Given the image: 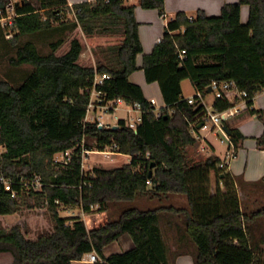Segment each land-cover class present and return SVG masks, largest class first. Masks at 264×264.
I'll use <instances>...</instances> for the list:
<instances>
[{
    "label": "trees",
    "instance_id": "obj_1",
    "mask_svg": "<svg viewBox=\"0 0 264 264\" xmlns=\"http://www.w3.org/2000/svg\"><path fill=\"white\" fill-rule=\"evenodd\" d=\"M11 1L0 0V22L7 17ZM245 5L250 13L243 24ZM139 7L165 15V0H139ZM136 9L122 0L85 1L72 7L68 0L16 1L13 26L8 28L13 45L25 35L51 28L54 22L65 25L69 13L74 14L75 27L84 28L87 41L94 34L91 24L102 18L121 23L123 38L115 47L116 66L83 64L88 42L78 36L70 39L62 53L63 40L52 44L47 56L27 42L10 60L14 67L30 65L35 70L18 88L0 80V175L14 179L40 175L45 187L18 199L0 187V216L14 215L20 200L36 196L51 209L54 225L36 239H28L21 227H13L0 237L4 244L0 258L12 254L17 264H72L95 254V264H176L177 257L187 253L194 264H264V208L253 213L242 209L236 182L220 168L219 157L192 164L188 150L199 146L197 136L206 109L190 105L182 88L188 79L196 93L206 98L213 82L233 81L245 94L249 114L262 119L252 106L264 91V0L225 4L219 16H209L204 10L192 17L179 12L150 54H144ZM139 70L148 85L156 83L160 88L165 104L160 118L143 88L130 80ZM102 75L109 79L95 89L108 102L141 105L137 131L125 120L116 129L102 130L97 123L86 122L95 79ZM237 102L217 99L213 112L226 111ZM225 127L237 153L244 137L230 123ZM256 142L264 150V134ZM69 150L70 163L56 167L55 155ZM84 150H110L128 156L130 163L86 173L82 168ZM139 196L169 201L142 210L131 206ZM175 200H186V205ZM69 208L85 214L113 210L117 217L89 228L80 216H60L61 209ZM168 215L178 217L181 236L190 241L193 250L186 246L170 251L161 226ZM124 235L130 236L134 248L106 257L104 249Z\"/></svg>",
    "mask_w": 264,
    "mask_h": 264
},
{
    "label": "rangeland",
    "instance_id": "obj_2",
    "mask_svg": "<svg viewBox=\"0 0 264 264\" xmlns=\"http://www.w3.org/2000/svg\"><path fill=\"white\" fill-rule=\"evenodd\" d=\"M13 2H16V0H13ZM137 3L138 0H129L126 2V5H134L137 7ZM14 13L15 11L13 12V10H9V18L13 17ZM7 20L8 19L2 20L0 22V80L9 82L15 88L20 87L27 79L28 75H30L35 70L34 67L30 65L14 67L11 64L10 60L16 57V51L20 46L27 42H33L37 46L39 53L43 56H47L52 53V44L60 40H63L65 44L59 53L64 52L68 48L69 41L74 36H78L81 39L86 40L87 34L84 28L82 26L75 27L74 25L75 18L73 13H69L66 16L65 20L67 21L64 23L65 25L54 22L52 27L49 29L43 30L40 33L21 37L17 45H13L11 39L9 41V39L6 37L7 31H9L7 29V25H5ZM91 25L94 28V34L90 39H88V41L86 40L88 44L81 57L82 63L91 66H96L98 64L116 66L117 53L115 52V47L118 46L123 38V25L111 18L98 19ZM139 76L140 75L138 74L133 78ZM182 88L183 95L186 99L196 96V90L190 80H184L182 83ZM213 100L214 96L209 94L206 101L209 110H211V102ZM157 103L158 106L161 105L160 102ZM130 110H132V107L128 106L126 103H122L119 105L116 113L106 114L104 110H98L96 113L92 112L89 118H101L100 120L107 124H111V126L114 127L119 120L132 122L133 120L135 121L141 117L138 112L129 113ZM214 141L217 146H221L220 142L215 139ZM202 146H205V143L202 140H199L198 147L190 148L188 150V156L192 164H199L208 158L209 154H207L205 151H202ZM129 163L130 158L123 154H113L112 156H106L104 154L95 152L90 155H85L84 171L88 173L94 168L112 170L120 168ZM215 182L216 177L214 175L212 176V183ZM262 185L264 187V183ZM257 193V197L253 202L256 205V209L260 210L264 208V188L258 190ZM167 202H160L157 199L151 201L145 196H139L131 204V206L142 210H148L158 208L159 206L163 205V203L167 204ZM174 203L186 205V200H175ZM250 203L251 201L249 204ZM249 204L245 203V206L247 207ZM113 212V210L106 213H99L98 211H95L90 215V217L85 219V222L87 226L91 228L93 224L97 225L105 219L114 220L116 219L117 215ZM78 215L80 216L81 213L77 209L70 211V213L64 209H61L60 211V216L62 218L77 217ZM174 220L178 221V217L177 219L176 216L173 215L163 217L161 226L164 234L169 230L170 226H172ZM53 225V215L48 205L43 203V200L36 196L28 197L26 195L25 198L20 200V205L14 215L0 216V237L4 234H7L13 227L19 226L22 228L28 239H36L38 235L47 231H51ZM0 246H4V244L0 242ZM0 264H7V262L4 263L0 261ZM13 264H17L15 260Z\"/></svg>",
    "mask_w": 264,
    "mask_h": 264
},
{
    "label": "crops",
    "instance_id": "obj_3",
    "mask_svg": "<svg viewBox=\"0 0 264 264\" xmlns=\"http://www.w3.org/2000/svg\"><path fill=\"white\" fill-rule=\"evenodd\" d=\"M85 1L91 2L92 0H68L70 7ZM238 2L239 0H165V15L161 16L157 10L141 9L138 0L136 17L140 23L139 33L144 48V54H150L153 51L157 41L162 38L169 21L174 19L177 13L185 12L189 17H192L198 10H204L209 16H219L225 4H235ZM249 13L250 8L246 5L243 6L241 11V22L243 24L248 22ZM142 59L143 56L140 55L138 57L139 67L142 65ZM138 74L140 75L139 77L133 78ZM130 80L143 88L148 100L155 99L157 102H160L161 105H164L163 96L158 84L148 85L142 70L134 73L130 77ZM207 99L208 96L205 98V101H207ZM215 101L216 99L211 102V109H213ZM252 109L260 111L262 119L250 115L246 110L244 114L230 121L231 127L239 130L244 137L234 158H228L229 148L227 145L221 144L222 147L216 145L214 139L220 142L218 138L221 139L222 135L216 132L202 133L204 137L203 142L205 146L207 145L209 148L207 151L208 153L206 152L209 154L208 157H219L221 163L228 160L225 172L234 178L242 209L248 213L258 211L253 201H255L257 197L258 190L264 188L262 185L264 183V150L259 149L256 142V139L264 134V91L255 97ZM212 185L213 188H215L216 182L212 183ZM250 201L251 203L249 204ZM245 203L249 205L246 207ZM177 224H180V221L174 220L169 230L165 234L163 233L170 251L176 252L184 250L186 246L190 250H193L190 241L181 236V231ZM134 246L130 236L124 235L117 242L106 247L104 249V255L109 257L114 254H121L130 251ZM89 256L90 255H86L82 261H75L72 262V264H91L89 262ZM14 260L12 254L0 258V261L4 263L7 262V264H13ZM176 264H194V261L190 254L185 253L177 257Z\"/></svg>",
    "mask_w": 264,
    "mask_h": 264
},
{
    "label": "built area",
    "instance_id": "obj_4",
    "mask_svg": "<svg viewBox=\"0 0 264 264\" xmlns=\"http://www.w3.org/2000/svg\"><path fill=\"white\" fill-rule=\"evenodd\" d=\"M122 1L127 2L129 0H122ZM15 3L16 2H13V0H12L8 4L7 14L9 12V10H13V12H14ZM14 17H15V13H14L13 17L9 18V16L7 15V17L3 19V20L8 19L7 22H5L6 23L5 25H7V29L10 28L11 26H13ZM6 37L9 40L13 38V33L10 29H9V31H7ZM184 54H185V52L183 51L181 54V58H183ZM107 79H109V76H107V75H102V76L96 77L95 83H94V90L91 94V101H90V104L88 107V112H87V117H86V122L97 123V127L101 130L104 128H113V129H115V127L118 128V123L120 120L118 121L117 124H115L114 127H112L111 124H107V123L103 122L102 120H100L101 118H99V119L97 117L96 118L95 117L89 118L90 114L92 112L96 113L98 110H104V112L106 114L116 113L119 105L124 103L122 100H116V101L108 102L104 98V96H102V94L100 92L96 91V89H95L96 86L102 84L103 81L107 80ZM209 88L212 89L211 94L214 96V99H216V100L222 99V98H227L229 100H238V102L234 105V107H232L226 111H223L220 113H215V112H213V109L210 108L211 110H209L207 102L205 101V98L203 97L202 93L197 92L195 97L187 99V101L190 105L198 104V105L204 106L206 109L205 121H204V123H202V127L199 128V134L197 136V139L204 141V137L202 136V133H204V132L219 133L220 135H222V138L221 139L218 138V139L221 142V144H225L228 146V148H229L228 158L231 159V158H234L236 155L235 154V146H234V143H233L230 135L226 132L225 123H230V121H232L236 117L244 114L245 111L248 110L247 100L245 99V94L242 93L238 89L237 85L233 81H228V82H216L215 81L209 86ZM149 101L152 104V106L155 108L154 114H155L156 118H160L165 113L164 112L165 104L158 106V103L155 99H151ZM128 106L132 107V110H130L129 113L138 112L141 116L140 118H138L135 121L133 120L132 122L125 120L126 125L130 129L137 131V128L142 121V107L140 104H134V105H128ZM208 150H209V148L207 145L202 146V151L207 152ZM95 152L104 154L106 156H112L113 154H116L110 150L109 151L106 150L104 152L84 150V152H83V163H82L83 170H84L85 155H90V154L95 153ZM71 159H72V151L69 150V151H66L63 153L56 154L54 157V164L56 165V167L68 165L70 163ZM227 161L221 163V165H220V168L223 169L224 171L226 169ZM0 187H2L4 189V191L9 193V195L12 199H18L21 195H24L25 193L29 194L31 192H34V193L42 192L44 187H45V183L43 182V179L40 175H33L31 177H20L19 179H14L11 177H5V176L0 175ZM64 210H66L67 212L70 213V211H73L75 209L69 208V209H64ZM77 210L80 211V213H81L80 217L84 221L86 218L90 217V215H91V214L83 213V211L80 209H77ZM89 262L91 264L97 263L98 262L97 255L90 254Z\"/></svg>",
    "mask_w": 264,
    "mask_h": 264
},
{
    "label": "water",
    "instance_id": "obj_5",
    "mask_svg": "<svg viewBox=\"0 0 264 264\" xmlns=\"http://www.w3.org/2000/svg\"><path fill=\"white\" fill-rule=\"evenodd\" d=\"M208 93L209 94H211L212 93V89L211 88H209L208 89ZM202 127V124L199 126V128H201ZM117 127H115V129H116ZM226 132L229 134V132L227 131V129H226ZM154 167V164H152V167L151 168H153ZM150 177H152V172H150ZM52 183L53 184H55L56 183V178H53L52 179Z\"/></svg>",
    "mask_w": 264,
    "mask_h": 264
}]
</instances>
